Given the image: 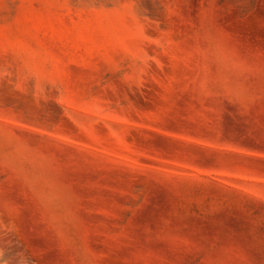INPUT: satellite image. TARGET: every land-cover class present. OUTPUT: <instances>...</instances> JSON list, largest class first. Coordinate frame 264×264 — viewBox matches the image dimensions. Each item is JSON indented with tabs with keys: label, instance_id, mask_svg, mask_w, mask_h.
Returning <instances> with one entry per match:
<instances>
[{
	"label": "rangeland",
	"instance_id": "obj_1",
	"mask_svg": "<svg viewBox=\"0 0 264 264\" xmlns=\"http://www.w3.org/2000/svg\"><path fill=\"white\" fill-rule=\"evenodd\" d=\"M0 264H264V0H0Z\"/></svg>",
	"mask_w": 264,
	"mask_h": 264
}]
</instances>
